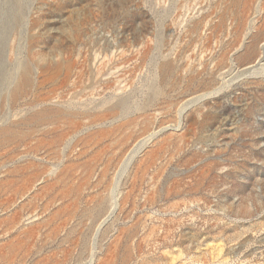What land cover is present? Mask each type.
Returning <instances> with one entry per match:
<instances>
[{
	"label": "rangeland",
	"instance_id": "374dc122",
	"mask_svg": "<svg viewBox=\"0 0 264 264\" xmlns=\"http://www.w3.org/2000/svg\"><path fill=\"white\" fill-rule=\"evenodd\" d=\"M0 264H264V0H0Z\"/></svg>",
	"mask_w": 264,
	"mask_h": 264
}]
</instances>
